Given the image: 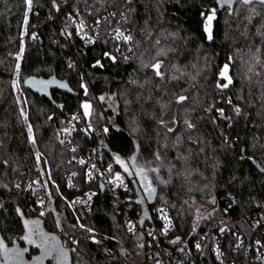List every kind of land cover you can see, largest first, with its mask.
I'll return each instance as SVG.
<instances>
[{"label":"trees","instance_id":"1","mask_svg":"<svg viewBox=\"0 0 264 264\" xmlns=\"http://www.w3.org/2000/svg\"><path fill=\"white\" fill-rule=\"evenodd\" d=\"M67 1L56 0V5L62 8ZM71 1L85 15L88 9V17L92 18L101 17L107 9L118 11L125 0ZM50 5L53 0H33L32 8ZM128 8L125 24L133 40L127 59L117 54L118 42L106 32L93 45H82L62 15L56 20H43L41 42H26L17 59L8 51L24 27L25 0H0V160L6 163L3 176L10 184L20 183L30 175L45 180L57 212L110 237L102 245H84L86 254L68 252L67 264H94L92 252H100L106 244L114 247V256L122 255L120 241L111 240L119 238L113 222L120 220V215L107 196L97 195L89 211L69 205L74 192L66 189L65 174L75 166L68 162L69 150L57 141L56 130L66 112L83 110V98L91 105L86 120L93 138L77 140L81 144H100L106 163L113 171L125 173L140 194L143 188L133 176L131 154L139 151L142 164L137 166L146 172L152 169L150 159L157 154L172 166L167 182H159L155 174L149 173L158 186L151 206L168 207L177 233H197L198 228L214 220L217 211L212 201L219 202L227 190L235 194L241 209L247 212L264 199V173L256 166L258 163L264 168V5L258 0L248 5L242 0L231 4L223 0H131ZM211 9H216V16L211 22L212 39H208L205 22ZM28 17L33 19L31 11ZM161 50L164 54L158 56ZM157 60L163 62V79L146 67ZM225 64L232 83L218 88V83H227L220 76ZM51 75L66 81L77 95L52 90L48 99L23 85L29 76ZM13 80L19 85V94H15ZM107 94L116 101V108L101 99ZM180 95L188 99L177 104L175 100ZM59 101L63 103L61 109L57 107ZM220 106L223 117L217 113ZM234 106L240 109L239 114ZM161 120L174 131L168 132ZM185 120L195 127L188 129ZM29 125L35 143L30 139ZM116 157L128 163L132 175L124 171ZM79 182L81 190L94 186L82 179L81 171ZM193 199L206 203L198 215ZM47 218L54 222L55 216L49 212ZM25 220L39 221L38 225L29 224L34 230L33 238L38 229L55 236L62 246L49 223L27 213L0 178V239L8 248L24 243L21 237L28 231ZM232 254L235 264H256L240 251ZM31 258L23 256V264H32ZM50 260L56 264L54 256Z\"/></svg>","mask_w":264,"mask_h":264},{"label":"built area","instance_id":"2","mask_svg":"<svg viewBox=\"0 0 264 264\" xmlns=\"http://www.w3.org/2000/svg\"><path fill=\"white\" fill-rule=\"evenodd\" d=\"M128 5L129 3L125 0L118 11L107 9L101 17L92 18L88 17V9L85 15L83 9L72 4L71 0H68L62 8L51 5L43 6L44 8L35 6L31 9L33 19L28 17L27 25L24 24L20 36L15 41V46L8 51V54L11 57L19 56L20 58L21 48L26 42L33 44L41 42V22L46 18L56 20L59 15H62L82 45H93L98 42L101 33L106 32L118 42L117 54L128 58L132 52V41L125 43L115 38L116 29L126 34L130 33L129 27L125 24ZM41 10L43 14H40ZM80 21L84 24L82 29ZM33 35L35 39L32 38ZM65 60L68 61L69 58L66 57ZM57 107L61 109L63 103L59 101ZM236 108L234 106V110ZM218 109L223 108L220 106ZM217 113L221 116L218 111ZM64 129H69V132L63 131ZM79 137H85L88 140L93 138L83 110L75 109L62 116L61 126L56 130L57 141L67 146L69 150L68 162L75 166L65 174V187L68 191L74 192L69 199V205L72 208L89 211L95 197L101 194L109 198L115 212L120 215V220L113 222L119 238L111 237V240L120 241L122 255L114 256V247L106 244L100 252H92L94 264H221V261L223 264H235L232 253L238 251L247 255L256 264H264V199L257 201L254 207L247 212L241 209L235 194L227 190L219 202L215 201L213 204L217 211L215 219L205 223L202 228H198L197 233L184 236L176 232L174 219L167 206L159 205L152 208V203L144 192L142 194L144 196L137 195L134 183L128 180L125 173L112 169L109 171L110 166L105 161L103 147L100 144L94 142L81 144L77 140ZM81 160L85 163H79ZM5 166V161L0 160V178L20 200L27 213L49 223L68 252L86 254L88 251L84 245H102L110 240L107 234L87 228L80 223H73L62 213L57 212L55 207L53 208L55 215L49 211L52 202L47 186L44 187L45 183L40 181L36 175H30L20 183L10 184L3 176ZM80 171L82 179L94 184L93 187L81 190ZM117 173L123 178L122 184L116 180ZM36 181L39 183H34ZM41 200L43 207L40 205ZM160 209H163L171 221V228L166 234L163 231L166 221L162 219ZM41 211L44 212L43 216L40 215ZM49 212L55 216L54 222L48 220L47 213ZM130 225L132 231L129 230ZM220 228H225L226 231L221 233ZM86 229H92V232ZM177 238H179L178 243H171ZM73 240L78 243L74 244ZM111 243L116 245L114 241ZM197 243L201 245L199 251L196 248ZM141 244L143 247H140ZM238 244L241 246L237 247ZM217 248L223 253L220 259H217L215 251Z\"/></svg>","mask_w":264,"mask_h":264},{"label":"snow or ice","instance_id":"3","mask_svg":"<svg viewBox=\"0 0 264 264\" xmlns=\"http://www.w3.org/2000/svg\"><path fill=\"white\" fill-rule=\"evenodd\" d=\"M127 2L131 3V0H127ZM223 2L227 3V4H231L233 2V0H223ZM253 2H254V0H242V3L245 5L252 4ZM258 2L262 5H264V0H258ZM25 5L27 8V11L25 12L24 24L27 25L28 12H30L32 9L33 0H25ZM53 6L54 7L57 6L56 0H53ZM113 15H115V13H113ZM215 16H216V9H211L210 14H208L206 16L205 31L208 33V39H212L210 26H211V22L215 19ZM98 23H99V21H98ZM83 26H84L83 21H80V28L82 29ZM32 38L35 39L36 38L35 35H33ZM115 38L117 40H123L125 43H128V42L133 40V37L130 33L126 34L124 31H121L120 29L115 30ZM22 52H23V47L21 48V53ZM163 54H164L163 50H161L160 52L157 53L158 56L163 55ZM17 59H19V56L17 57ZM126 59H127V57H126ZM162 63H163L162 61L157 60L155 63H152L150 65H146V67H151L152 70L155 72V75L157 77H160L161 79H163L164 73L161 72V70H160L162 67ZM97 64H99V61H97ZM16 67H17V71H18L19 70V64H17ZM227 72H228V65H225L223 70L220 73V76L223 79H225L227 81V83H224V84L218 83L217 84L218 88H227L232 83V79H231V77H229L227 75ZM32 83L40 85L41 90L44 91L47 89L48 84L55 83V81L54 80L53 81L33 80ZM14 86H15V82H14ZM60 87H67V85L60 84ZM82 87L85 88V92L87 93L86 86L82 85ZM101 99L103 100L104 98L101 97ZM187 99H188V97H186L184 95H180V96L176 97L175 102L177 104H180V103H183ZM229 102H231V101H229ZM90 107H91V105L88 103H85L83 105V108L85 110L84 115L86 117L90 115V113H89ZM210 110L211 109H209V111ZM217 111L223 117V115H224L223 109H218ZM235 111L237 112V114H239L240 109L236 108ZM22 114H23V112H22ZM25 119H26V117H25ZM74 119H76V117H74ZM225 119H227V117H225ZM173 123H175V121H173ZM184 123L188 129H192L195 127V125L192 124L191 122H189L188 120H185ZM160 124L162 126L167 127L163 120L160 121ZM89 128H91V125H89ZM63 131L69 132V129H64ZM167 131L172 132V131H174V129L171 127H167ZM28 132L30 135V139H32V142L35 143V140L31 136V133H32L31 125L28 126ZM61 143H63V141H61ZM74 150L75 149H73V151ZM37 159H39V153H37ZM157 159H160L159 154H157ZM116 162L121 165V167L124 169V171L126 173H129V175H132V173L129 172V165L127 162L121 160L120 157H116ZM79 163L84 164L85 161L81 160V161H79ZM131 163H132L133 168H137L135 156L132 157ZM109 171H111V166L109 167ZM151 171L152 172H158L159 169L158 168H152ZM137 174L141 176V179L144 182L143 186L145 187V189L148 193V197L150 199L152 197L153 193L155 192V188H153L151 186V182L148 181L147 172L145 171L144 168H137ZM73 175H75V173H73ZM89 175H91V173H89ZM116 180H119L121 182V184L123 183V178L120 176L119 173L116 174ZM34 183H39V181H36ZM43 186L46 187V183ZM89 199H91V196H89ZM212 203H215V200H213ZM40 205H41V207H43V201L42 200L40 201ZM159 211L162 213V219H164L166 221L165 227L163 230L164 233L166 234L167 231L171 228V221L167 217V214L163 212V209H160ZM17 212L20 215H23L22 213H20L19 209H17ZM40 215L43 216L44 212L41 211ZM141 223H143V221H141ZM24 224H25V227L28 229V231H27L26 235L21 237V239L26 241L27 244L34 245L35 247L41 248L43 250L41 256H37V257L33 258V264H43V260L45 259V257H50V256H54L57 259L58 264H62L63 261L67 260L68 251L59 245V243L57 242V238L55 236H48V235L44 234L43 232H40L38 229H36L35 230V238H33L34 230L32 228H29V224L38 225L39 224L38 220L37 221H31V222L25 220ZM80 227L83 228L84 226L80 225ZM129 230L132 231L131 225L129 226ZM86 231L92 232V229H86ZM194 231H195V228H194ZM219 231L221 233H224L226 231V229L220 228ZM149 235H152V233H149ZM93 239H94V237H93ZM238 239H239V237H238ZM49 241H51V243H49ZM96 242L98 243V241H96ZM178 242H179V238H177L175 241H172L171 243L176 244ZM73 243L76 244V243H78V241L73 240ZM257 244H259V241H257ZM240 246H241L240 244L237 245V247H240ZM140 247H143V245L141 244ZM196 248L198 251L201 249L200 243L196 244ZM72 250L75 251V249H72ZM181 250H183V249H181ZM215 251H216L217 259H220L223 255V253L219 250V248L215 249ZM26 252H28V248H23V249L18 248V247L8 248L7 245L4 243V241L2 239H0V257H2V258H0V264H23V256H24V253H26ZM221 264H223L222 261H221Z\"/></svg>","mask_w":264,"mask_h":264},{"label":"rangeland","instance_id":"4","mask_svg":"<svg viewBox=\"0 0 264 264\" xmlns=\"http://www.w3.org/2000/svg\"><path fill=\"white\" fill-rule=\"evenodd\" d=\"M250 10V12H251V10H253V9H249ZM210 14V13H209ZM206 23V22H205ZM210 28H211V26H210ZM208 34V33H207ZM225 65H227V64H225ZM225 65H223V67L221 68V71L223 70V68H224V66ZM228 70H229V66H228ZM221 73V72H220ZM227 75H228V72H227ZM14 82H15V86H14V82H13V84H12V86H13V88H14V90H15V94H19V85L16 83V81L15 80H13ZM104 99H105V101L107 102V105H109V106H112V107H114V108H116L115 106H116V101L114 100V98L112 97V96H110V95H103L102 96ZM85 103H88V104H90V102H89V100H87L86 98H83V99H81V107H82V109H83V112L85 111L84 110V108H83V105L85 104ZM91 108V107H90ZM89 113H90V109H89ZM24 116V115H23ZM90 116V115H89ZM89 116H87V118H89ZM135 156V158H136V165H141L142 163V161H141V159H140V154H139V151L137 150L136 152H134L133 153V156L132 157H134ZM132 157L130 158V160H132ZM150 163H149V165H150V168L152 167V168H158L159 169V171L158 172H152L151 170L150 171H148L149 173H153V174H155L156 175V179H158V181L159 182H167V181H169L170 179H171V174H170V171H171V168H172V166L171 165H169V164H167L162 158H160V159H157V157L156 156H153L151 159H150ZM146 164V163H145ZM144 167H146L145 165H144ZM161 172L162 173H164V175H161ZM167 173V174H166ZM45 173H44V171H42L41 172V176L42 177H44L45 175H44ZM44 183H46V186H47V182L44 180ZM47 189H48V186H47ZM48 193H50V191H49V189H48ZM192 203H193V206H194V208H195V213H196V215H198V214H200V212L202 211V209L206 206V203H202V202H200V201H198V200H192ZM53 221H55V219L53 220Z\"/></svg>","mask_w":264,"mask_h":264},{"label":"water","instance_id":"5","mask_svg":"<svg viewBox=\"0 0 264 264\" xmlns=\"http://www.w3.org/2000/svg\"><path fill=\"white\" fill-rule=\"evenodd\" d=\"M220 7H221V5H220ZM33 80H40V81H53V80H54L55 83H50V84H48L47 89L44 90V91H42L40 85H38V84H33V83H32ZM60 84H65V85H67V87H60ZM23 85H24V87L27 88L28 90H31V91H33L34 93H36V94H38V95H40V96H42V97L48 98V99H51V91H52V90H59V91H61V92L67 93V94L77 95V92L74 91V90L69 86V84H68L66 81H64V80H60V79H57V78L54 77V75H51V76H49V77H47V78L35 77V76H29V77H27V78L24 80ZM132 155H133V154H131V156H132ZM256 166H257V168L259 169L260 172L264 173V168H261V167L259 166L258 163H256ZM137 175H138V174H137ZM138 179H139V183L142 185V188L144 189V191H145V193H146V197L149 199V197H148V193H147L145 187L143 186L144 182L142 181L140 175H138ZM148 181H150V182H151V186H152L153 188H155V192L153 193L152 197L149 199L150 201H153V200L156 198V194H157L158 186H157L156 183L153 182L152 177H148ZM136 193H137V195H140V192H139L138 190H136ZM51 202H52V207L49 208L48 210H49V211H52V213L55 215V212L53 211V208H54V205H53V204H54V203H53L52 200H51ZM146 214H148V212H146ZM33 258H34V257L31 258L32 261H33ZM55 262H56V264H58L57 259L55 260ZM62 264H67V262H66V261H63Z\"/></svg>","mask_w":264,"mask_h":264},{"label":"flooded vegetation","instance_id":"6","mask_svg":"<svg viewBox=\"0 0 264 264\" xmlns=\"http://www.w3.org/2000/svg\"><path fill=\"white\" fill-rule=\"evenodd\" d=\"M130 165H131V170H132V172H133V176H134V178L139 182L138 175H137V168H138V166H137V168H133V167H132L131 160H130ZM147 176L150 177L149 172H147ZM143 192H144V194L146 195L144 189H143ZM143 192H142L141 194H143ZM14 247H18V248H21V249H23V248H28V252L24 253V256H29V257H30V256H31V257L41 256V255H42V251H43L41 248H37V247H35L34 245H29V244H27L26 241H24V243L21 244V246H20V245H16V246H14ZM14 247H12V248H14ZM32 255H33V256H32ZM52 257H53V256L45 257V259L43 260V264H48V262H50V264H53V263H52L53 261L50 260V258H52ZM0 258H2V257H0ZM32 264H33V262H32Z\"/></svg>","mask_w":264,"mask_h":264}]
</instances>
